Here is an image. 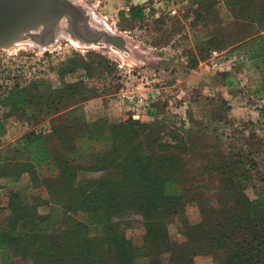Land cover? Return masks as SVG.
Here are the masks:
<instances>
[{"label":"rangeland","instance_id":"rangeland-1","mask_svg":"<svg viewBox=\"0 0 264 264\" xmlns=\"http://www.w3.org/2000/svg\"><path fill=\"white\" fill-rule=\"evenodd\" d=\"M71 2L83 11L86 22L82 26L97 33L90 38L96 39L103 32L121 36L126 41L125 50L104 41L83 42L65 21L59 25L57 40L49 44L29 38L0 49V99L14 86L32 89L34 82L43 97L58 91V96L76 93L80 96L78 107L88 122L137 123L131 137L134 149L145 146L154 154L175 156L191 172L219 170L213 186L217 198L231 182L237 183L233 180L236 174H243L245 194L256 199L264 191V92L257 93L264 91V67L243 61L235 53L212 49L201 30L204 25L198 18L201 11L196 0L168 4L166 0ZM133 9L139 18L132 17ZM126 85H133L135 93H161L150 113L134 117L118 96ZM55 108L56 102L53 112L43 115L48 119L44 122L39 117L30 121L8 115L0 106L4 129L0 161L17 149V142L26 134H51L55 125L71 121L69 114L62 115L60 108ZM33 121L41 125L30 129ZM162 144L167 147L159 146ZM97 158H91L90 163L96 165ZM27 181L28 176L21 179L17 190L22 195L27 193ZM2 186L7 188L3 178ZM0 193L5 190L0 189ZM213 205L210 218L218 215V223L221 202ZM187 206L190 221L201 222L203 212L198 204ZM49 211L53 220L63 215L58 207L43 208L42 213ZM175 226H171L172 234ZM143 232L136 225L127 230V236L138 244ZM197 264L215 263L209 255L198 257Z\"/></svg>","mask_w":264,"mask_h":264},{"label":"trees","instance_id":"trees-1","mask_svg":"<svg viewBox=\"0 0 264 264\" xmlns=\"http://www.w3.org/2000/svg\"><path fill=\"white\" fill-rule=\"evenodd\" d=\"M217 2L196 0L203 25L205 11ZM136 10L131 15L139 18ZM207 43L212 49L224 50L218 36ZM229 53L264 67V35ZM34 85L32 89H9L0 106L8 115L30 121L44 120L55 102L54 110L60 108L61 113L76 107L62 114H69V123L55 125L51 134H26L17 149L0 161V179H6L7 167L12 169L14 161H21L20 171H28L36 190L32 200L26 192L0 193V264H197L205 254L215 264H264V191L256 199L247 197L243 174H236L233 180L238 184L231 182L217 198L213 186L219 170L191 172L175 156L154 154L145 146L134 149L131 137L137 123L88 122L76 93L58 96V91L43 97L38 84ZM3 130L0 124V135ZM52 140L65 150L62 161L52 158L47 146ZM93 157H98L96 165L90 163ZM57 177L66 183L71 203L58 207L63 215L53 220L50 211L42 213L47 203L41 186ZM21 179L18 175L14 180L20 183ZM218 200L222 219L216 223L218 215L213 220L210 217ZM195 202L203 218L190 224L186 207ZM173 224L179 235L176 246L170 232ZM136 225L144 229L140 246L127 236V230Z\"/></svg>","mask_w":264,"mask_h":264},{"label":"crops","instance_id":"crops-1","mask_svg":"<svg viewBox=\"0 0 264 264\" xmlns=\"http://www.w3.org/2000/svg\"><path fill=\"white\" fill-rule=\"evenodd\" d=\"M206 23L201 30L207 36V39L218 36L223 41V51H230L236 46L249 41L259 35H264V0H218L217 4L208 9L204 13ZM76 106H70L63 109L62 114L66 113ZM48 119L45 118L44 122ZM41 124H33L30 129H35ZM44 126V125H42ZM48 132L45 131L44 134ZM47 146L53 159L62 161L65 157L64 148L55 140L48 141ZM21 161H14L12 169L9 167L5 170V185L6 193L9 191H17L20 189V183H17L15 177L18 175L23 179L29 178L28 171H20ZM82 172L80 176H83ZM182 183L183 178L181 177ZM29 183L27 193L29 194V200L35 196L36 190ZM183 186V185H182ZM4 190V189H3ZM68 187L61 177H57L55 180L45 182L41 186V193L46 200L47 207H67L71 203ZM192 204V203H190ZM188 204V205H190ZM49 206V207H48ZM43 208L41 210H43ZM188 206L186 207L187 210ZM188 217V216H187ZM188 222L193 224L189 217ZM185 230L186 227H185ZM179 235L175 232L172 234L171 239L174 246L178 243ZM140 241V240H139ZM141 245L140 243L137 244ZM203 257H209L205 254ZM25 264V263H21ZM29 264V263H28ZM166 264V263H163Z\"/></svg>","mask_w":264,"mask_h":264},{"label":"water","instance_id":"water-1","mask_svg":"<svg viewBox=\"0 0 264 264\" xmlns=\"http://www.w3.org/2000/svg\"><path fill=\"white\" fill-rule=\"evenodd\" d=\"M64 20L68 21L73 35L83 42L104 41L120 50L126 48L125 39L118 35L103 32L98 33L96 39L90 38L97 33L82 26L86 22L83 11L71 0H0V49L12 47L29 38L49 44ZM33 32H39V35L29 36Z\"/></svg>","mask_w":264,"mask_h":264},{"label":"built area","instance_id":"built-area-1","mask_svg":"<svg viewBox=\"0 0 264 264\" xmlns=\"http://www.w3.org/2000/svg\"><path fill=\"white\" fill-rule=\"evenodd\" d=\"M169 1L175 2L179 0H166V3L168 4ZM160 94L159 91L157 93H154V91L152 93H135L133 85H126V88L121 89L118 96L134 113V117H139L140 114L150 113L154 99L158 98Z\"/></svg>","mask_w":264,"mask_h":264},{"label":"bare ground","instance_id":"bare-ground-1","mask_svg":"<svg viewBox=\"0 0 264 264\" xmlns=\"http://www.w3.org/2000/svg\"><path fill=\"white\" fill-rule=\"evenodd\" d=\"M66 20H64L63 22H65ZM63 22H61V24L63 23ZM60 24V25H61ZM60 28V27H59ZM59 28L56 30V32H55V35H54V39H53V41H55V40H57V32H58V30H59ZM86 32V31H85ZM87 33V35H90L88 32H86ZM60 34V32H58V35ZM39 35V32H33V33H31L29 36H31V37H35V36H38ZM59 37V36H58ZM52 41V42H53Z\"/></svg>","mask_w":264,"mask_h":264}]
</instances>
